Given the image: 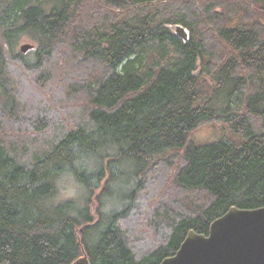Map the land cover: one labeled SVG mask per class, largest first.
<instances>
[{"label": "trees", "instance_id": "1", "mask_svg": "<svg viewBox=\"0 0 264 264\" xmlns=\"http://www.w3.org/2000/svg\"><path fill=\"white\" fill-rule=\"evenodd\" d=\"M74 1L0 0V127L26 131L42 123V132L48 126L47 118L25 109L12 65L30 74V81L36 78L67 39ZM98 1L135 12L68 37L71 52L106 66L95 82L81 86L90 105L85 122L61 130L27 159L18 143L0 141V264H72L82 250L89 264H159L189 231L207 235L231 207L264 206V25L244 15L253 6L252 13L264 16V0H246L249 5L234 4L222 13L216 8L220 0L204 4L216 41L232 51L215 58L218 43L207 45L188 25L189 14L198 15L189 4L169 18L156 0ZM167 25L189 29L188 42ZM23 39L35 49L21 53ZM205 76L212 88L201 102ZM246 88L250 93L243 99ZM242 101L239 115L235 108ZM215 122L229 124L241 142L189 141L194 130ZM175 150L183 151L173 175L180 195L154 208L148 223L154 240L142 238L145 247L137 251L124 223L139 211L155 157ZM196 193L203 202L193 199Z\"/></svg>", "mask_w": 264, "mask_h": 264}, {"label": "rangeland", "instance_id": "2", "mask_svg": "<svg viewBox=\"0 0 264 264\" xmlns=\"http://www.w3.org/2000/svg\"><path fill=\"white\" fill-rule=\"evenodd\" d=\"M183 1L185 0H156L154 5L160 8L166 17L172 18V13H174L177 7L189 4L198 15L194 18L195 14H189L188 25L198 34L203 35L204 38L206 37L207 45L216 44V42L219 44H216V46L217 50L220 49V53H215L214 58L220 56L222 53H224L222 56L226 57L232 55L230 49H225L216 41L217 36L213 24L206 22L204 4L208 0H191L186 4L182 3ZM219 3L220 7H216L219 13H222V8L234 4L244 3L249 5L246 0H220ZM250 10L255 12L257 8L250 6ZM133 12H135L134 8H128L124 11L108 9L99 3L98 0H75L69 10L67 39L65 42L63 41L58 44L51 59L46 63L44 69L39 71L36 78L30 81V74L24 72L19 65H12L13 76L16 78L19 75L16 80L19 83L17 89L18 93L22 90L20 98L25 105V109L31 115H38L43 121L44 118H47L45 122H47L48 126L41 132L37 128L42 123L37 124L36 128H29L26 131H20L15 128L10 129L11 127L8 128L3 124V128L0 127V141L8 140L5 143L9 146H17L18 143L23 150L22 157L27 159L31 153H34V150L44 149L61 130L71 129L79 123L85 122L90 105L86 101V95L81 90V86L85 83L95 82L100 75H103L106 66L88 61V59L84 60L82 55L75 54L74 51L71 52L67 43L68 37L75 30L88 28L92 25H105L106 23L108 25L119 18L129 17ZM252 12H244L245 17L257 19L258 22L264 25V16H259ZM220 18L224 20L222 16ZM167 28L173 32L174 25H167ZM186 31L188 37H191L190 30L186 29ZM25 44L33 45V49L36 47L28 39H23L18 45V50L20 46ZM32 54H27L29 60H31ZM214 65H218V62H215ZM215 68L213 67L212 70ZM198 71H201V69L198 68ZM246 72V70H242V76L246 75ZM42 75L44 77L42 81L44 82L46 79L44 84L38 80ZM205 79L206 88L201 92V102L209 97L212 88L210 78L205 76ZM23 87H25L24 90ZM244 92L243 99L250 93V90L246 88ZM243 105L244 102L235 108L239 115L244 112L242 109ZM5 123H8V121L5 120ZM53 129L56 131L55 134H53ZM222 139L239 144L242 137L234 133L230 129L229 124L216 122L197 128L189 137V141L196 146L215 143ZM182 153V150H175L155 157L152 168L146 177L145 189L138 197L139 203H137V206L139 211L132 212L124 223L125 228L129 225L127 235L133 242L134 249L137 251H142L145 247V244L141 240L142 238L150 243L154 240V229L152 228L151 230L148 226L150 219H152L151 213L154 208L159 207V205L171 204L178 194L173 183V175L177 166L182 162ZM193 199L203 202L204 196L196 193Z\"/></svg>", "mask_w": 264, "mask_h": 264}, {"label": "water", "instance_id": "3", "mask_svg": "<svg viewBox=\"0 0 264 264\" xmlns=\"http://www.w3.org/2000/svg\"><path fill=\"white\" fill-rule=\"evenodd\" d=\"M173 34L185 43L189 40L181 25L174 26ZM33 47L25 44L19 51L26 53ZM72 264H89L83 250ZM159 264H264V206L251 210L231 207L211 223L207 235L189 231L175 254Z\"/></svg>", "mask_w": 264, "mask_h": 264}]
</instances>
